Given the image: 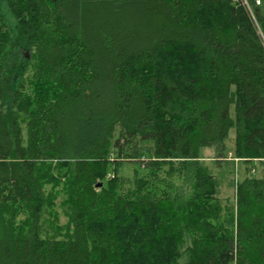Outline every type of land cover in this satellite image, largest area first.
<instances>
[{
	"label": "trees",
	"instance_id": "trees-1",
	"mask_svg": "<svg viewBox=\"0 0 264 264\" xmlns=\"http://www.w3.org/2000/svg\"><path fill=\"white\" fill-rule=\"evenodd\" d=\"M3 1L0 264H264V0Z\"/></svg>",
	"mask_w": 264,
	"mask_h": 264
},
{
	"label": "rangeland",
	"instance_id": "rangeland-1",
	"mask_svg": "<svg viewBox=\"0 0 264 264\" xmlns=\"http://www.w3.org/2000/svg\"><path fill=\"white\" fill-rule=\"evenodd\" d=\"M0 8L5 18L9 19L10 13L8 11V7L5 1L0 0ZM233 142H234V129L232 128L230 129L228 137L225 141V146L226 149L229 151V153H231ZM215 155H216V151L213 147L212 148L206 147L202 150V156L204 158V162H206L208 165H211V162L215 158ZM223 170H224L223 180L225 184H223V186L221 187L219 196L222 198L224 202L225 200H228V202L231 203L234 201V196H235L234 183L233 185L229 183V181L231 182V177H232L228 172L229 166L224 165ZM239 171L240 173H238V179L241 178L243 170L240 169ZM118 174L123 177L131 179L134 178L135 174L142 175L143 170L136 163L124 162L121 165ZM179 174L181 175V177L175 179V183L180 187V184L184 183L183 181L186 175H184L185 174L184 172ZM63 183L64 182L61 180L56 183L57 185L51 186V188L47 187L48 189L50 188V190H52L53 188L54 189L56 188V190L57 188H59L60 190L57 191L56 193V198L53 201L54 206L47 211L45 210L43 213L41 219V225H42L41 235L43 236H46V234L49 233L64 234L67 231V229L65 228L67 224V219L63 211V209L65 208L63 199L66 197V191L61 189ZM184 186L185 185L183 184V187ZM48 196L51 198V194H49ZM188 239L189 238L186 237V245H188L189 243ZM182 258L183 260L186 259L185 250L182 251Z\"/></svg>",
	"mask_w": 264,
	"mask_h": 264
},
{
	"label": "built area",
	"instance_id": "built-area-1",
	"mask_svg": "<svg viewBox=\"0 0 264 264\" xmlns=\"http://www.w3.org/2000/svg\"><path fill=\"white\" fill-rule=\"evenodd\" d=\"M236 1L239 2L250 13L251 17L253 18L250 7V0H236ZM253 1L256 5L261 4V0H253Z\"/></svg>",
	"mask_w": 264,
	"mask_h": 264
},
{
	"label": "water",
	"instance_id": "water-1",
	"mask_svg": "<svg viewBox=\"0 0 264 264\" xmlns=\"http://www.w3.org/2000/svg\"><path fill=\"white\" fill-rule=\"evenodd\" d=\"M99 186L101 185V183L98 184Z\"/></svg>",
	"mask_w": 264,
	"mask_h": 264
}]
</instances>
